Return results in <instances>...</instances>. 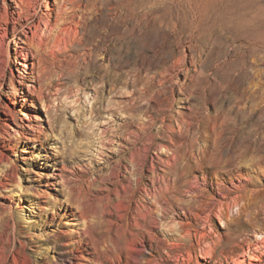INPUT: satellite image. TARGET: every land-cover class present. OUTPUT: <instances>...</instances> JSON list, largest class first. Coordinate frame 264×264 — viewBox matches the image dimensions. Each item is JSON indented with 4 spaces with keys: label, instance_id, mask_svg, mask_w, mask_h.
<instances>
[{
    "label": "bare ground",
    "instance_id": "bare-ground-1",
    "mask_svg": "<svg viewBox=\"0 0 264 264\" xmlns=\"http://www.w3.org/2000/svg\"><path fill=\"white\" fill-rule=\"evenodd\" d=\"M72 6L66 0H3L0 6V44L9 38L5 64H0V264H264V187L250 189L246 182L252 176L264 182V156L248 163L251 172L226 169L218 176L215 171V180L202 188L203 178L177 184L164 175V167L177 158L176 133L192 122L179 111L173 124L170 114L162 116L167 142L155 143L150 154L145 123L125 139L114 140L115 152L130 145L134 150L108 174H88L86 162L73 161L70 146L62 144L61 130L50 127L51 133L46 132L36 108L37 102L51 106L43 94L45 53L79 37L82 21ZM154 6L150 0H126L118 11L139 22ZM234 9L223 4L217 12L232 14ZM204 15L187 20L191 35L192 25ZM235 20L224 25L233 33H248L264 48V31L256 28L253 17ZM185 57L178 63L187 72ZM251 93L261 99L264 88ZM22 180L31 207L30 220L23 223L15 218L24 204L14 190H22ZM186 196L192 201L185 204ZM234 208L249 226L248 234L237 232L223 243L216 223L236 224Z\"/></svg>",
    "mask_w": 264,
    "mask_h": 264
},
{
    "label": "rangeland",
    "instance_id": "rangeland-1",
    "mask_svg": "<svg viewBox=\"0 0 264 264\" xmlns=\"http://www.w3.org/2000/svg\"><path fill=\"white\" fill-rule=\"evenodd\" d=\"M66 1L81 18L80 35L74 42L55 45L45 53L43 94L51 106L47 109L37 102L36 108L46 132L51 133L50 127L61 130L62 144L70 146L73 161L81 158L86 162L88 174H108L116 164L126 163L134 147L115 152V141L126 138L142 123L151 143L149 154L155 143L165 144L167 133L161 130V118L170 114L173 124L178 111L192 122L181 134L176 133L174 147L178 149L173 152L178 151L177 158L169 169L164 167L165 177L177 184L197 176L203 178L200 186L208 188L216 174L224 176L226 169L232 173L250 171L248 163L264 156V96L256 99L251 93L264 88V48L248 33L232 35L224 25L229 18L235 23L236 17H253L256 28L264 31V0H221L222 4L220 0H150L155 2L154 11L139 22L118 11L126 0ZM2 3L0 0V6ZM223 4L235 8L234 12L219 15ZM200 13L206 14L204 20L192 25L195 31L191 35L188 21ZM8 40L0 44L1 65L5 64ZM180 57L186 58L187 72L179 70ZM103 126L104 134L98 129ZM44 148L49 153V148ZM138 177L143 179V172ZM260 181L250 177L247 188L264 187ZM25 186L22 180V190L14 188L24 204V211L15 216L21 223L30 220ZM190 198L186 196L183 203L192 201ZM169 213L172 211L167 212V218L172 215ZM234 215L238 224L226 227L216 223L223 243L237 232L248 234L243 216Z\"/></svg>",
    "mask_w": 264,
    "mask_h": 264
}]
</instances>
